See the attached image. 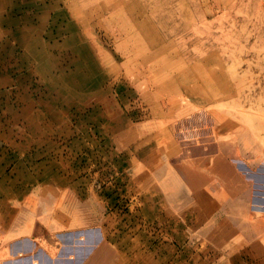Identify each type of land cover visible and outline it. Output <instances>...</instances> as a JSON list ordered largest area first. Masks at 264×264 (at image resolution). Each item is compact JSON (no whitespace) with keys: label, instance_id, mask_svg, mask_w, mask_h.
I'll return each instance as SVG.
<instances>
[{"label":"rangeland","instance_id":"rangeland-1","mask_svg":"<svg viewBox=\"0 0 264 264\" xmlns=\"http://www.w3.org/2000/svg\"><path fill=\"white\" fill-rule=\"evenodd\" d=\"M11 2L15 21H32L14 33L0 23V156L17 174L0 190L24 193L8 221L14 234L0 232V264H27L9 254L28 241L42 264H264V0ZM4 11L5 0L0 21ZM133 145L141 159L155 147L159 168L173 164L195 190L214 179L223 198L191 194L181 210L169 174L161 184L124 173ZM157 190L175 205L173 241L185 244L159 260L172 252L163 227L147 222L128 232L144 244L124 258L113 210L130 221L137 198ZM228 194L236 203L224 214ZM229 216L238 229L227 230ZM21 225L28 236L16 235Z\"/></svg>","mask_w":264,"mask_h":264},{"label":"crops","instance_id":"crops-1","mask_svg":"<svg viewBox=\"0 0 264 264\" xmlns=\"http://www.w3.org/2000/svg\"><path fill=\"white\" fill-rule=\"evenodd\" d=\"M3 1L4 0H0V5L2 6L3 5ZM25 8H30L31 5L28 4L26 6V4L24 5ZM14 10V7L12 5V2L10 4V8L8 9V0H5V19L2 18L0 23H3L5 24V28L1 27L2 30H6L7 32L9 31L10 33H14V26H15V22H20V21H23V20H27V21H32V20H29L30 17L29 16H24L23 17H19L16 21L13 17V12ZM23 11V10H22ZM21 11V14L23 13ZM32 14L34 15L35 14V17L36 15H38V11L35 12L34 10H32ZM37 13V14H36ZM9 14V16H8ZM4 33H0V37L3 35ZM133 149V154H134V157L132 158V161H133V168H124V173H127V171L133 169L134 172H133V175H134V179H135V182H156V183H165V182H168L170 179L174 182H176V186L179 184V187L181 186V191H180V194L177 195V200L174 201L173 203H178L179 202L181 203L182 205V208L181 210H183L185 207H184V203L185 201L186 202H189V196H193L195 197L196 196V199L199 201V202H206V203H209L211 198H217L216 199V202L219 200V198H223L222 195L219 196V193H215V196L214 194H212L214 191V188H215V180H211V182H207V184L204 186H202L201 188L199 187H196L198 188L197 190H195V186L194 185H191L189 184L190 183V179L188 178V176L184 173V172H181L180 170H178L177 168H175V166H173V164H168L167 163V166L165 169H161L159 168L160 164L158 163H155L154 161V158L152 159V155H154V152H152L155 147L152 148H149L145 155L143 156L144 159H141L142 158V155L143 154H140L141 152V149H138V147L136 145H133L132 147ZM106 150V149H104ZM130 151V149H128ZM131 152V151H130ZM10 154V153H8ZM140 155V157H139ZM5 157L9 160V157L8 155H4L3 157L0 156V183L2 182H9L10 184L9 185H12V183L14 182V180L16 179L17 177V174H14V168L13 167L12 169H9L8 166L10 164H7V163H10V161L13 162L12 160V156L10 158L9 161H5L7 159H5ZM103 157H106V155L103 154ZM119 157V156H118ZM121 159V158H120ZM105 161V160H103ZM121 162L122 159H121ZM118 166L122 167V163H118ZM140 167V168H139ZM142 167H147L149 168L150 170L156 168V170H154L153 173L151 174H147L145 173V175L141 172L142 170H140ZM139 170V171H137ZM153 171V170H152ZM170 172V173H169ZM168 174L169 176L171 177L170 179L168 178ZM4 186V185H2ZM166 186L168 187L169 186V183L167 184L166 183ZM4 191V195H0V203L3 205L0 210V216L1 217V220L0 221V232L2 233V235L6 236L8 235V233L10 234H14L15 232V229H14V226L12 225H9V222L10 221V217L11 215L14 213V210H13V207H14V201H17V198L19 197H23L24 196V193H21V194H15L14 192V189L10 186L9 189H1L0 192H3ZM161 192V191H158L156 193H144L143 196H140V198H137V201H139L140 204L139 205V208H135L132 207V210L131 212L128 211L129 214H131L133 216V218L130 220V221H127V218L130 217V215H128L127 213H122L121 210H119V208H114L113 210V213H117L119 216H118V229H119V236L122 238L124 237L123 239V243L121 244H124L125 248H124V252H126L125 255H123V257H127L128 255V258L132 257L131 254H129V251L131 247H135V246H140L142 244H144L142 242V238L141 236L137 235V234H134V236L132 238H125L128 234L129 231H131L132 229L134 231H140V230H136L137 228H139L140 226V229L142 227L145 226V224L147 222H149L147 225L148 228H150L151 230H154L156 233L157 230H159L160 227H163V231L164 234H162L163 236H165V242L161 241V245L167 247L170 249V251L172 252L171 254V257L170 259L168 258V254L166 255V258L164 259H159V260H171L173 261L174 260V257H173V252H174V255H175V251L177 249L178 246H180L179 244H181V246H184V242H177L175 244V242L173 241L174 239V235H173V231H174V228L175 226H178V224H180L178 221L175 222L174 220V217H173V213L174 212V207L175 205L173 206V204H170V202H168V199H167V202H166V196L162 198L159 197L158 193ZM152 194L151 196H148L147 194ZM221 193V192H220ZM222 194V193H221ZM229 196V201H225L224 203H220L221 205V212L222 213H227L229 212L228 211V208L231 207V210L232 208L235 206V203H236V199L233 198V196ZM172 200H174V198H172ZM172 202V201H171ZM11 203V205H13L12 207H10L8 209V205ZM229 203V204H228ZM228 204V207L226 206ZM226 208V209H225ZM108 208H103V210H106ZM113 209V208H112ZM119 211V212H118ZM183 213V212H182ZM139 214V216H137ZM143 214H146L148 217H141L140 215H143ZM229 214V213H227ZM231 215V214H230ZM128 216V217H127ZM4 218V219H3ZM238 218H234L233 216H229L228 219H226L227 221H229V224L231 225L229 228H227V230L229 229H238V228H234V224L236 222H238L237 220ZM185 223V222H183ZM234 223V224H233ZM144 224V225H143ZM233 224V225H232ZM157 228V229H153L154 226ZM239 224H237L238 226ZM179 227V226H178ZM108 228L106 227H102L100 231V236L102 237V240L99 241L97 243V245L95 246L98 250H100V245L102 246V251L100 254H104L105 251L107 250L103 245H104V241L106 243V239H107V243L109 242V235L105 238V236L103 235V231L106 230ZM16 235L17 236H20V237H23V236H28L30 233H31V229L25 225H21L20 227H17L16 228ZM22 230H27L26 233L22 234V235H19L20 232ZM95 235V234H94ZM129 237V235H128ZM38 240V239H36ZM129 240V241H127ZM156 244H159V242L156 240L155 241ZM224 242H227V240H225ZM38 244V242H36ZM34 242H31V241H28L27 244H29V246L27 247V250L26 252H19V250H14V249H10L11 250V253L9 254V256L11 258H16V260H22V262H26L27 264H33V261L34 260H38L41 263V257L39 254H35V249H37V244ZM41 246V244H39ZM118 245H120L118 243ZM149 245H154V243L151 244V242L149 243ZM42 253L44 256H46L47 258H50L51 260V257L48 256L47 253H45L44 250H42ZM41 253V255H42ZM120 253V251H118V254ZM99 254V255H100ZM188 255H191L192 253H186ZM199 254V253H198ZM243 254V253H241ZM240 254V255H241ZM72 255V254H71ZM243 259V258H242ZM139 260H141V258H139ZM72 261V260H71ZM239 261H241V257H239ZM247 261V260H246ZM251 263H253L254 259L251 258L250 259ZM53 262V261H52ZM76 264H82L81 262L79 263H76ZM249 264V262H248ZM255 264V263H253Z\"/></svg>","mask_w":264,"mask_h":264},{"label":"bare ground","instance_id":"bare-ground-1","mask_svg":"<svg viewBox=\"0 0 264 264\" xmlns=\"http://www.w3.org/2000/svg\"><path fill=\"white\" fill-rule=\"evenodd\" d=\"M134 32V31H133ZM256 208H258V207H256Z\"/></svg>","mask_w":264,"mask_h":264}]
</instances>
